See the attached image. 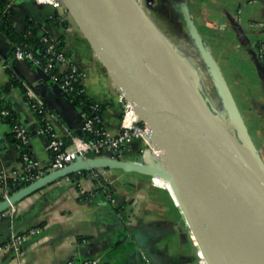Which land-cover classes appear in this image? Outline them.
Instances as JSON below:
<instances>
[{
  "label": "crops",
  "instance_id": "obj_1",
  "mask_svg": "<svg viewBox=\"0 0 264 264\" xmlns=\"http://www.w3.org/2000/svg\"><path fill=\"white\" fill-rule=\"evenodd\" d=\"M4 1L12 9L9 22L15 32H23L28 21L33 20L42 23V31L48 34L50 42L63 41L69 57L85 69L86 94L103 106V125L107 133L117 136L122 120L118 86L72 17L35 0ZM249 1L252 0H222V12L218 15L226 29L222 30V37L227 47L232 46L226 52L244 50L264 97V74L253 52L256 40L264 43V0ZM243 3L253 4V9L248 13L242 10L238 15ZM54 12L68 23L66 27L49 22ZM12 49L11 39L0 32V55L9 62L6 68L0 60V103L28 130L30 150L47 169L53 154L48 147L51 136L44 130L42 121H50L59 138L65 139L70 133L83 136L82 109L70 96L64 95L55 77L39 66L14 58ZM10 71L21 86L7 89ZM29 89L47 107L44 117L30 107ZM153 148L149 150L140 139H135L124 147L122 160L142 165L162 164V154ZM113 156L112 151H106L90 159H113ZM20 165L12 124L0 113V206L5 194L1 177L16 175ZM85 169L87 173L77 180L71 177L75 172L72 171L19 200L12 215L8 213L9 208L0 212V264H64L68 261L80 264L89 259H97V264H208L204 253L190 238L179 206L181 202L168 179L121 166L89 165ZM95 172H100L101 176L96 178ZM98 181L104 182L110 192L100 189ZM111 193L116 203L110 201ZM87 194L90 196H85ZM32 229L37 232L25 242L17 246L10 244L14 234H27ZM192 235L197 244V237L193 232Z\"/></svg>",
  "mask_w": 264,
  "mask_h": 264
},
{
  "label": "water",
  "instance_id": "obj_2",
  "mask_svg": "<svg viewBox=\"0 0 264 264\" xmlns=\"http://www.w3.org/2000/svg\"><path fill=\"white\" fill-rule=\"evenodd\" d=\"M64 3L109 75L150 127L149 150L158 148L163 162L142 165L103 158L78 161L22 188L10 201H4L0 212L72 171L89 165L121 166L171 182L188 229L197 237L208 264H264V161L190 14L196 45L244 145L240 148L247 154L250 151L247 157L188 80L181 57L161 39L156 26L134 0ZM255 59L264 74L256 55Z\"/></svg>",
  "mask_w": 264,
  "mask_h": 264
},
{
  "label": "built area",
  "instance_id": "obj_3",
  "mask_svg": "<svg viewBox=\"0 0 264 264\" xmlns=\"http://www.w3.org/2000/svg\"><path fill=\"white\" fill-rule=\"evenodd\" d=\"M39 4H46L53 7L55 10H61L70 15L65 6L64 0H35ZM10 9V5L6 6L5 11ZM240 7L238 12H242ZM71 16V15H70ZM73 19V18H72ZM45 51L47 54V64L43 67L39 58L35 56L32 51L25 50L21 46H17L13 53V57L21 60H26L36 66L41 67L46 73H51L56 67H60L64 71V78L60 82L62 90L70 94H83L91 100L90 112L82 110L84 118L83 136H77L72 133L67 138L62 139L54 134L53 125L46 120L47 128L44 129L50 133L49 149L52 151L53 157L49 168L44 169L40 161L36 159L31 150V135L28 130L20 122L16 121L12 125V132L17 141V147L20 151L21 165L20 171L17 173L24 174L31 183L42 178L43 176L65 169L78 161H87L91 157H98L106 151L114 153L113 159L122 160L124 147L135 139H140L145 146L150 147V127L144 122L143 118L137 113L134 103L119 89V101L122 105V120L121 131L117 136H111L107 133L103 125V106L100 102L91 99L86 94L84 86V79L86 77L85 69L77 62L72 60L64 49L58 47V43L50 42V39L45 36ZM256 58L264 66V44L256 41ZM0 60L3 61L4 66L9 68V62L0 55ZM28 102L30 107L39 115L46 114L47 107L43 102L37 99L34 92L29 89L27 91ZM1 104L0 113L5 117L10 114V110L5 104ZM79 171V170H77ZM16 174V175H17ZM95 177H100V172H95ZM14 175V176H16ZM7 175H2V181L5 183ZM98 186L102 190L109 191L108 186L98 181ZM15 194V193H14ZM5 189L4 201H10L12 195ZM110 201L116 203V199L109 195ZM16 208L14 203H10L9 215L15 213ZM36 229L30 230L27 234H14L10 240V244L17 246L25 242L31 234L36 233ZM190 238L198 248L193 240L192 232L189 230ZM199 249V248H198ZM200 251V250H199ZM97 259H89L80 264H97ZM64 264H76L74 261H68Z\"/></svg>",
  "mask_w": 264,
  "mask_h": 264
},
{
  "label": "rangeland",
  "instance_id": "obj_4",
  "mask_svg": "<svg viewBox=\"0 0 264 264\" xmlns=\"http://www.w3.org/2000/svg\"><path fill=\"white\" fill-rule=\"evenodd\" d=\"M143 1L152 10L150 18L156 22L158 35L172 47L175 54L181 57L182 67L186 71L188 80L190 79L189 81L200 94L212 115L224 127L230 140L243 152L244 150L240 148V145L243 148L244 145L230 119L229 112L213 77L209 75L207 78L209 89L196 79V72L190 59L197 57L200 67L204 69L207 64L202 54L196 52L198 47L188 20L190 14L205 45L213 54L228 83L260 156L262 155L261 157L264 158V113L262 112L264 111V97L260 93L261 84L258 76L251 73L254 72L253 66L248 61V56L243 54L244 50L238 52L235 49L230 53L226 52V49H230L232 46L227 47V42L222 37V33H224L222 30H226L222 25V17L218 15L219 12H222L220 9L222 0H150V5L149 0ZM254 2L253 0L249 1V3ZM187 3L190 5V12ZM241 8L248 13L253 9V4L243 3ZM238 15H240L239 12ZM256 41L264 44L261 40ZM225 52L226 54H224ZM202 59L204 62H201ZM243 153L247 157L250 151L248 154L245 151Z\"/></svg>",
  "mask_w": 264,
  "mask_h": 264
},
{
  "label": "trees",
  "instance_id": "obj_5",
  "mask_svg": "<svg viewBox=\"0 0 264 264\" xmlns=\"http://www.w3.org/2000/svg\"><path fill=\"white\" fill-rule=\"evenodd\" d=\"M7 4L4 0H0V32L7 35L11 41L13 42L12 54L16 50L17 46H21L25 50L32 51L37 58L40 59L42 66L44 67L47 64V54L45 51V42L43 38L48 34L42 31V23L29 20L26 28L23 32L18 33L15 32L9 22V17L12 13V9L10 8L8 11H5ZM187 7L189 12L191 11L190 5L187 3ZM193 11V10H192ZM49 22H53L56 24L62 23L65 27L68 25L66 21H61V17L57 12H54L49 19ZM62 38V37H61ZM58 47L60 49H64L63 41L58 43ZM66 54L71 57L70 52L66 51ZM253 52H256V42L253 44ZM51 76L55 77L59 82H62L64 78V71L60 67H56L50 73ZM21 86L20 81L16 77V75L10 71V82L8 83L7 89L11 87H19ZM70 97L76 102V104L84 111L90 112V103L91 100L88 99L83 94H70ZM103 114V110H102ZM40 117H43L39 114ZM5 118L13 125L16 122V118L14 114L10 111V114L5 116ZM42 126L44 129L47 128L46 120L42 121ZM48 133V132H47ZM50 134V133H49ZM87 173L86 169H80L79 171L72 172L70 175L74 179H78L80 175H84ZM31 184V181L24 174H17L16 176H9L6 178L5 183L3 182L4 189L10 194H14L21 190L22 188ZM40 190V189H39ZM85 196H90L89 194Z\"/></svg>",
  "mask_w": 264,
  "mask_h": 264
},
{
  "label": "bare ground",
  "instance_id": "obj_6",
  "mask_svg": "<svg viewBox=\"0 0 264 264\" xmlns=\"http://www.w3.org/2000/svg\"><path fill=\"white\" fill-rule=\"evenodd\" d=\"M137 4H138V6L141 8V10L144 12V14L147 16V18L156 26V22H154L153 20H152V18H150V13L152 12V10L149 8V7H147L145 4H144V1L143 0H134ZM160 30V29H159ZM168 40V39H167ZM196 46V45H195ZM186 47V46H185ZM182 48V47H181ZM196 52H198L199 54L201 53L200 52V50L197 48V51ZM190 53V52H189ZM200 57H201V55H200ZM202 58V57H201ZM201 61V60H200ZM190 62L192 63V66H193V69H194V71L196 72V79L198 80V81H200V82H202L204 85H206V87L209 89V82H208V76L210 75V76H212V74H211V72H210V70H209V68H207V66H204V67H206L205 69L202 67H200V64H199V59L196 57H194V58H192V59H190ZM189 62V63H190ZM201 62H204L203 61V59H202V61ZM206 63V62H205ZM206 65V64H205ZM213 77V76H212ZM190 80V79H189ZM213 81H214V83H215V80H214V78H213ZM215 85H216V83H215ZM212 99V98H211ZM204 101V100H203ZM213 103V102H212ZM137 113H139L138 111H137ZM139 115H140V113H139ZM141 116V115H140ZM159 153H161V151L158 149V148H155ZM162 154V153H161Z\"/></svg>",
  "mask_w": 264,
  "mask_h": 264
}]
</instances>
